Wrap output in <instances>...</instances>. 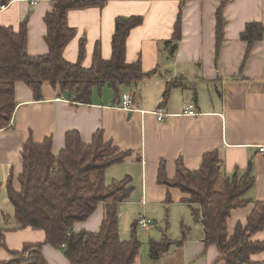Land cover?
I'll return each instance as SVG.
<instances>
[{
    "label": "crops",
    "instance_id": "obj_1",
    "mask_svg": "<svg viewBox=\"0 0 264 264\" xmlns=\"http://www.w3.org/2000/svg\"><path fill=\"white\" fill-rule=\"evenodd\" d=\"M32 1L14 0L0 11V26L17 29L27 18V51L31 55L46 54L49 47L44 17L52 10V2ZM221 5L224 40L217 51L216 14ZM179 14L182 36L171 55L165 42L172 38ZM119 16L143 17V23L128 36L126 59L140 60L145 71L155 70L151 77L123 86L120 98L105 86L93 90L90 103H75L46 82L43 97L37 100L29 85L16 84L12 125L0 129V231L7 246L0 249V262L9 259L8 250L17 252L27 243L45 240L42 229L16 224L15 210L8 199L10 178L20 189L22 151L30 138L36 143L52 138L54 153L58 154L68 132L77 131L84 142L90 143L101 131L107 141L129 152L123 162L108 167L105 175L107 183L131 177L133 191L118 204L119 234L124 218L131 223L129 227L127 222L123 238L131 235L128 228L135 221L146 218L151 224L148 230L155 227L153 239L173 242L162 257L151 259L141 241L143 249L133 264H225L218 246H205L201 220L195 219L187 195L158 183L162 162L169 178H173L179 159L188 169L198 170L206 153L218 151L224 180L235 173L243 174L252 164L255 185L248 192L250 202L231 211L227 220L230 236L237 224L246 225L255 202L264 200V156L257 148L264 144V37L253 44L248 55V42L240 38L248 24L264 25V0H106L101 7L70 9L67 21L76 35L67 44L65 57L76 62L80 41L85 38L84 66L93 64L96 50L101 58L110 59ZM173 80L182 81L186 88L173 87L163 106L169 115L159 121L153 111L161 106L167 83ZM130 92L134 94V111L120 107V101ZM189 104L195 105L198 115L183 113ZM139 204L144 215L135 219ZM103 217L101 204L85 222L75 226V231H98ZM172 225L177 235L170 231ZM252 239L264 241V229ZM43 254L47 264H70L63 250L51 245L43 246ZM251 259L264 261V251Z\"/></svg>",
    "mask_w": 264,
    "mask_h": 264
},
{
    "label": "trees",
    "instance_id": "obj_2",
    "mask_svg": "<svg viewBox=\"0 0 264 264\" xmlns=\"http://www.w3.org/2000/svg\"><path fill=\"white\" fill-rule=\"evenodd\" d=\"M11 0H0L2 4ZM52 10L44 21L47 26L45 40L49 47L46 54L31 55L27 51L28 19L16 29L0 26V129L9 128L15 112V88L18 82L29 85L35 99H42L43 84L50 83L60 95L75 103H90L93 90L110 87L115 98H120L122 87L151 77L155 70L145 71L140 60L126 59L127 39L131 30L143 23L142 16L116 18L112 37V56L103 59L98 50L90 67L83 65L85 38L80 41L79 58L71 62L65 57L67 44L76 35L70 27L67 14L70 9L104 6L106 0H51ZM217 51L224 40L223 6L217 10ZM181 15L172 38L165 42L171 55L181 40ZM264 37V25L248 24L240 38L248 42L247 54L253 44ZM176 86H186L182 81L167 83L163 93V107ZM121 102V101H120ZM22 171L18 177L20 189L8 181L9 202L13 205L16 224L36 227L45 232V240L27 243L22 250H8L9 259L0 264H47L43 246L51 245L63 250L70 264H133L142 242L137 235L139 221L131 226V237L122 240L119 234L118 204L129 198L133 191L131 177L107 183L106 170L125 160L129 152L121 151L104 133L96 132L90 143L82 140L77 131L66 134L65 146L54 153L52 138L41 143L31 138L22 151ZM221 157L218 151L203 156L198 170L188 169L183 161L176 162V173L169 178L166 165L161 163L157 181L168 188H178L187 195L196 220H201L204 243L216 245L225 264H264L253 261V254L264 251V241L252 237L264 229V200L256 201L246 225L237 224L234 233H228L227 220L231 211L250 202L248 192L255 185L252 164L243 174L235 173L217 185L222 177ZM103 204L104 217L100 229L95 232L75 231V226L85 222ZM179 241L178 243H181ZM65 244L66 246H63ZM170 239H149L151 259H159L172 246ZM7 248L5 235L0 231V249Z\"/></svg>",
    "mask_w": 264,
    "mask_h": 264
},
{
    "label": "built area",
    "instance_id": "obj_3",
    "mask_svg": "<svg viewBox=\"0 0 264 264\" xmlns=\"http://www.w3.org/2000/svg\"><path fill=\"white\" fill-rule=\"evenodd\" d=\"M14 0H11L9 3L6 4H2L0 6V11H3L5 9H7V7L13 2ZM31 4H36V1L33 0L31 2ZM133 97L134 94L132 92L127 93L126 95H124L123 99L121 100V104L120 107L124 110L127 111H134L136 110L133 106ZM185 115H189V116H196L199 113L197 112L195 105L194 104H189L186 109L183 112ZM153 114L156 115L157 119L159 121H163L165 119L166 115H169L166 113V111L164 110V107L160 106L158 107L156 110L153 111ZM12 125V120L10 122V126ZM258 152L264 156V144L259 145L258 147ZM139 225L141 226V228L143 229H150L151 228V224L149 223V221L146 218H141L139 220ZM63 246H66L65 244H63Z\"/></svg>",
    "mask_w": 264,
    "mask_h": 264
},
{
    "label": "rangeland",
    "instance_id": "obj_4",
    "mask_svg": "<svg viewBox=\"0 0 264 264\" xmlns=\"http://www.w3.org/2000/svg\"><path fill=\"white\" fill-rule=\"evenodd\" d=\"M223 181H224L223 178H221L220 181H219V183H218V185H217V188H218V189H222V187H223ZM139 215H144V212H143V206L140 205V204H139L138 211H137L136 215L134 216L135 219L138 218ZM145 216H146V214H145ZM148 217H150V218L152 219V216H148ZM171 217H172V216H171ZM127 222H128V226L130 227V223H131V222L125 220V218H124V219L122 220V222L120 223V238H121L122 240H127V239H129V238L131 237V235H130V236H128L127 238H123V235H124L125 230H126V228H127ZM173 227H174V226L172 225L170 231H171L172 233H175V234L177 235V233L174 231V228H173ZM176 228H177V227H176ZM128 230H129V232H131V229L128 228ZM154 230H155V227H153V228L151 229V231H150V230H142L141 227H140L139 225H138V228H137V235H138V237L140 238V240L143 242L144 247H145V249L147 250V252H148V251L150 252V248H149V246H148V241H149V239L154 238V235L152 234ZM130 234H131V233H130ZM172 237H173V236H172ZM141 249H143V246H142ZM144 261H145V260H144ZM145 262H146V261H145Z\"/></svg>",
    "mask_w": 264,
    "mask_h": 264
}]
</instances>
